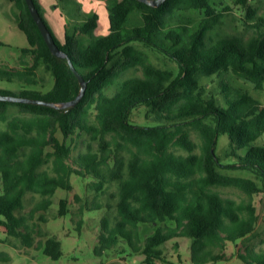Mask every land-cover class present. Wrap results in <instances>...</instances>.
Instances as JSON below:
<instances>
[{
	"label": "trees",
	"instance_id": "1",
	"mask_svg": "<svg viewBox=\"0 0 264 264\" xmlns=\"http://www.w3.org/2000/svg\"><path fill=\"white\" fill-rule=\"evenodd\" d=\"M11 1L30 46L20 66L0 63V78L45 87L39 72L44 66L53 86L24 88L18 95L69 101L82 87L70 58L88 89L79 103L61 109L0 100V122L6 123L0 129V227L7 235L0 242L61 258L62 241L38 224L48 220L42 211L64 188L69 194L60 201V216L77 203L74 212L81 216L85 209H108L97 255L123 240L146 264H159L167 259V241L191 237L193 263L225 260L228 243L238 244L260 222L254 198L264 191V144H256L264 133V104L249 88H238L235 96L231 90L239 82L264 89V0H165L159 7L116 0L109 6L110 31L101 35L99 14L82 17L77 2L76 11H61L63 18L81 17L64 24V39L35 0L69 58L51 51L27 0ZM134 11L139 23L129 21ZM13 106L19 111L11 114ZM135 110L154 124L133 122ZM222 134L229 137L226 155L236 157L234 163L217 153ZM237 170L249 175H235ZM73 174L92 178L86 186L92 199L76 190ZM230 186L245 195L220 191ZM29 191L41 199L29 205L26 198L27 206ZM142 222L158 226L144 243ZM242 244L244 260L264 264V249ZM13 259L0 253V261Z\"/></svg>",
	"mask_w": 264,
	"mask_h": 264
},
{
	"label": "rangeland",
	"instance_id": "2",
	"mask_svg": "<svg viewBox=\"0 0 264 264\" xmlns=\"http://www.w3.org/2000/svg\"><path fill=\"white\" fill-rule=\"evenodd\" d=\"M38 2L43 7V14L48 19L50 24L54 28L55 34L64 39L63 31L64 24H70L75 20L73 17L79 15H65L64 18H61L58 8L63 12L64 9L70 12H74L78 9L76 4L81 5V14L84 17L86 14L98 13L100 17L101 26L98 29L97 33L105 34L110 31V17L109 6L113 5L116 0H38ZM18 14V8L15 3L11 0H0V63L3 67H17L21 64V59L23 56V49L30 46L28 38L21 27L18 25L16 18ZM72 14V13H70ZM54 18V21L51 18ZM75 17V18H77ZM52 18V19H53ZM81 18V17H80ZM141 17L138 14V11H134L130 14L129 21L136 23L140 22ZM28 60H31L28 57ZM45 67L42 66L39 69L40 76L43 77L48 83L47 86L43 87L39 85H29L24 84L19 79H13L11 81L0 78V89L13 92L15 94L21 93L24 88H36L43 90L46 88L52 87L54 84V77L50 72L45 73ZM50 83V85H49ZM52 84V85H51ZM238 88L248 89L251 91V94L264 104V89H256L253 84L246 85L243 82L235 84L231 90L233 96L240 93ZM10 113L14 114L19 111L18 106H13L10 108ZM137 120V121H136ZM133 122L141 125H152L154 121L147 119L143 116V110H135ZM6 123L0 122V129L4 128ZM194 137L196 135L193 133ZM256 144H264V133L256 140ZM81 147L78 149L75 148L74 152L78 153L81 150ZM229 148V137L227 134L220 135L219 145L217 153L225 162H236L237 158L232 155H226V151ZM246 149L240 151L241 154H244ZM235 175H249L247 170H237L234 171ZM92 178H83L76 174L72 175V181L76 185V190L82 194L84 200L93 198L94 192H87L86 186L87 183ZM220 191L224 195H230L231 197H236L240 199L245 194L238 188L233 187H221ZM69 191L64 188H58L55 194L53 195V201L49 207L42 211L48 218L47 221L38 224V227L48 230L50 234L57 236L62 241V250L63 255L59 259H55L52 256L46 254L42 249H36L35 247L28 248L27 252L21 250V252L16 249L15 246L9 242H0V253L3 251L10 252L14 259L12 261H0V264H146L144 262V255L139 253H134L129 247L128 242L121 241L115 249L107 250L103 255H97L95 253V245L97 244V236L101 230L102 218L108 212L106 207L103 208H91L85 209L84 214L81 216L78 213H75L78 210L79 203L76 205L72 204L70 207L74 211H70L66 215L60 216L59 208L60 201L62 198L67 197ZM30 201V204L27 202ZM41 196L37 193L29 191L26 194L25 200L27 206L32 205L36 201H39ZM254 201L259 208L260 222L255 229L254 233L246 237L244 240H239V243H228L226 252L228 254L225 260H220L208 264H249L244 260L239 253L246 252L247 247L242 243L246 241L249 246L255 247L257 250L264 249V191L255 195ZM40 214V213H39ZM111 214V213H110ZM112 215L115 216V213L112 212ZM83 218L82 225H80V219ZM158 226L151 222H142L140 227V238L144 243L146 237L150 233H154ZM7 235L2 227H0V239L5 238ZM177 242H180V246L177 245ZM192 244L191 237H181L178 239H171L166 242L164 245V253L167 257L166 260L160 261L159 264H195L190 258V249L189 247ZM24 251L25 253H23Z\"/></svg>",
	"mask_w": 264,
	"mask_h": 264
},
{
	"label": "water",
	"instance_id": "3",
	"mask_svg": "<svg viewBox=\"0 0 264 264\" xmlns=\"http://www.w3.org/2000/svg\"><path fill=\"white\" fill-rule=\"evenodd\" d=\"M142 2H146L148 4L154 5V6H161L165 0H140ZM27 3L30 7V11L32 15L34 16L35 20L39 24L41 28V33L43 34L44 38L46 39V42L52 49L51 51L60 56V57H68L67 53L60 47L58 42L56 41L50 27L42 17L40 13V9L37 6L35 0H27ZM69 58V57H68ZM69 61L71 63L72 68L74 69V72L76 75L79 77L80 83L82 85L79 93L71 100L65 101V102H57V101H49L45 99H39V98H33V97H28V96H20L18 94H2L0 93V100L1 101H20V102H34V103H39V104H45V105H51L58 107V109L61 108H66L69 106H73L81 101L83 96L86 93V89H88V81L84 78V76L79 72V69L76 68L72 60L69 58Z\"/></svg>",
	"mask_w": 264,
	"mask_h": 264
},
{
	"label": "crops",
	"instance_id": "4",
	"mask_svg": "<svg viewBox=\"0 0 264 264\" xmlns=\"http://www.w3.org/2000/svg\"><path fill=\"white\" fill-rule=\"evenodd\" d=\"M58 10H59V11H58V12H59V14L61 15V9H60V8H58ZM50 18H51V17H50ZM52 18H53V17H52ZM52 18H51V20H53V21H54V18H53V19H52ZM61 18H63V17H62V15H61ZM63 37H64V32H63Z\"/></svg>",
	"mask_w": 264,
	"mask_h": 264
}]
</instances>
